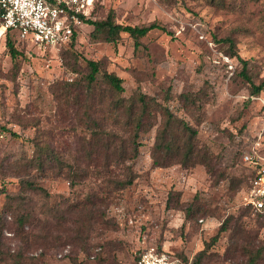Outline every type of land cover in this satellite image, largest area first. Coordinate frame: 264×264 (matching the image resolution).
<instances>
[{
	"label": "rangeland",
	"instance_id": "1",
	"mask_svg": "<svg viewBox=\"0 0 264 264\" xmlns=\"http://www.w3.org/2000/svg\"><path fill=\"white\" fill-rule=\"evenodd\" d=\"M110 13L166 30L138 44L126 31L109 41L86 19ZM84 15L62 45L0 35V264H136L146 243L183 264L204 247L201 264H248L253 255L264 264V215L244 203L252 169L264 165V89L252 92L231 54L249 59L255 83L264 79V0H97ZM88 59L123 77L124 90L103 71L91 87ZM164 128L170 152L156 144ZM94 131L103 132L98 145L88 142ZM38 142L63 162L25 165ZM121 144L138 154L118 160Z\"/></svg>",
	"mask_w": 264,
	"mask_h": 264
},
{
	"label": "built area",
	"instance_id": "2",
	"mask_svg": "<svg viewBox=\"0 0 264 264\" xmlns=\"http://www.w3.org/2000/svg\"><path fill=\"white\" fill-rule=\"evenodd\" d=\"M97 0H0V35L9 29L40 45L68 43ZM251 158L250 154L246 155ZM244 203L264 210V165L256 169ZM138 264H183L180 256L155 243L142 246Z\"/></svg>",
	"mask_w": 264,
	"mask_h": 264
},
{
	"label": "trees",
	"instance_id": "3",
	"mask_svg": "<svg viewBox=\"0 0 264 264\" xmlns=\"http://www.w3.org/2000/svg\"><path fill=\"white\" fill-rule=\"evenodd\" d=\"M1 16H2V9H0V22H1ZM82 16L85 18V15H82ZM86 20L95 25L96 31L104 32L105 37L109 41H117L121 31H126V32H129L132 36H134L137 39L136 44H138V42H139L138 38L143 36V35H146L150 30H152L154 28H161V29L166 30L165 25H163L157 21H153V22H150L148 24H143V25H133V24H124V23L116 22L112 16V13H110L109 16L105 19L92 20V19L87 18ZM12 30L11 29L7 30L6 35H8L9 32ZM96 31H94L95 35H97ZM77 32H78V28L76 29V31L74 32V34L72 35V38L70 39V41L68 43H70L76 39ZM25 38H27V37H25ZM226 39H228V41L231 43V45L234 44L233 38L226 37ZM7 44H8V47H9V50H10L12 56L14 58H17V56L21 53V51L16 46L15 41H13V39L11 37L7 36ZM231 54H232V56H237L241 60V62L243 63L242 71L244 72V75L246 76V78L251 82L252 92L253 93L261 92L264 89V79L258 84L255 83L251 74L248 71L249 59L241 57V55L236 50H234ZM88 65L90 67V71L86 77H87V80H88L91 87H93L95 85V83L99 80V78H101L99 76V74L101 71H103L102 79L105 83H107L112 89H114L118 92H121L124 90L123 77H121L120 75H118L114 71H108L107 69H102V61L101 60L88 59ZM140 102H141V105L143 106L142 111L145 112L147 110V107H148V102H147L145 93L140 95ZM122 103H123V101H121L120 105H122ZM143 112H141L139 114V116L137 117V123L135 126V132H134L135 138H137L139 135L138 129L141 125L142 117L144 116ZM93 123H96L97 125H99V122L97 120L93 121ZM185 127L188 128L189 130H191V132L193 134L196 133V129L191 127L188 123L185 124ZM167 130L169 131V129L164 128L160 133H158V135H157L158 141L156 144L158 145L159 149L166 150L167 152H170V151L174 150L176 146H175L174 141L171 138H166V136H168L169 134L166 136L164 135V137L162 136L165 132H167ZM94 134L95 135L92 136V138L88 142L92 143L94 141L95 145H98L101 141H103L102 136H101L103 134V132L94 131ZM13 135L18 136V133L13 131ZM104 144L107 145V147H109V148L112 147V141H110V140H106L104 142ZM37 145H38V149H37L36 154L33 155L31 158H29L24 163L28 167H33V168H36L38 170L45 171L46 167L51 166L52 161H57L59 163L63 162L61 156L58 155L50 147L49 143L42 145L40 142H38ZM116 150L118 151V153H120L118 160H120L122 157L128 158L130 156H136L138 154V151H139L138 147H135L133 150V153L130 154V153H128L129 152L128 148H125L122 144L119 145L116 148ZM191 152H193V150H191ZM252 172H253V175L251 176L250 181H249L245 190H247V188L249 187V185L251 183L252 178L256 174L255 167H254V169H252ZM24 182L28 187H30L32 189H43V190H45L44 186H42L38 183H35L31 179H27ZM128 182L131 183L132 179H129ZM71 183H75V179H72ZM247 206L250 209H252L255 213H259L261 215H264V210H257V209L252 208L249 205H247ZM189 211H190V209H188L187 212H189ZM20 222L23 223V222H25V220L21 218ZM223 229H226L225 222H223L221 227H220V230H223ZM218 237H219V232L212 237L211 243L216 241L218 239ZM141 250H142V246L139 248L136 264H138V258H139ZM174 253L179 256V254L176 251H174ZM205 253H206V247L201 249L196 254L195 258L192 260L191 263H184V264H201L203 262V257H204ZM255 258H256V256L253 255V257L250 259L248 264H255Z\"/></svg>",
	"mask_w": 264,
	"mask_h": 264
}]
</instances>
